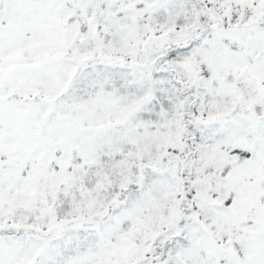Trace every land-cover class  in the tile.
Here are the masks:
<instances>
[{
    "label": "snow or ice",
    "instance_id": "1",
    "mask_svg": "<svg viewBox=\"0 0 264 264\" xmlns=\"http://www.w3.org/2000/svg\"><path fill=\"white\" fill-rule=\"evenodd\" d=\"M0 264H264V0H0Z\"/></svg>",
    "mask_w": 264,
    "mask_h": 264
}]
</instances>
